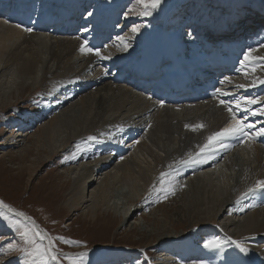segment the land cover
<instances>
[{
    "label": "bare ground",
    "instance_id": "bare-ground-1",
    "mask_svg": "<svg viewBox=\"0 0 264 264\" xmlns=\"http://www.w3.org/2000/svg\"><path fill=\"white\" fill-rule=\"evenodd\" d=\"M74 2L78 6L65 14L64 25L70 28L69 31L80 19L82 0ZM115 6V1L108 2L104 12L108 14V9ZM262 7L264 9V4ZM116 13H111L113 19L106 23L105 34H99L90 43L92 53H82L80 48L86 40L66 37L67 29L63 33L46 32L47 28L43 29L39 20L33 24L25 20L13 26L1 20L0 103L9 104L16 95H21L20 91L34 89L39 84L44 86L45 82L46 87L54 84L63 86L62 90L67 89L65 86L71 87L70 91L66 90L69 99H61L69 103V107L37 128V135L32 138L35 140L33 149L38 153V161L42 157L41 151L51 157L62 149L67 151L66 147L69 149V164L75 167L65 170L73 183L66 207L73 212L82 206L90 218H97L100 213L107 216L115 213L116 220L119 216L127 221L134 211L113 202L117 195L123 196L131 205L150 185L163 180V177H180L184 171L202 169L226 157V169L237 172L230 174L234 185L226 181L229 178L227 173L220 176L222 180L218 183L214 180L215 173L203 177L198 175L192 180L193 191H183L180 187L182 195L177 196L183 206L179 213L166 217L169 222L146 231L158 241L178 236L176 222H182L181 226L189 222L190 226H195L218 221V229L222 233L221 248L207 249L193 240L187 250L179 254L178 260L164 257L162 264H264V191L257 190L255 195L247 197L244 195L257 180H264V136L245 139L243 143L230 141L235 147L221 150L215 159L205 164L182 163L189 154L199 150L198 146L204 144L210 134L230 123L231 114L220 103L221 100L233 107L239 119L254 125L248 130L250 133L264 128L258 124V121L264 123V115L259 114V109L264 108V84L260 83L264 80V57L261 54L264 41L254 40V29L237 43L204 42L200 48L194 43L190 50L193 58L187 60L178 45L169 43V48H166L162 38L157 46L152 44V50L150 48L145 53L141 46L133 60L126 57L117 66L113 62L117 58H109L100 50L110 35V40L117 39L116 20L119 17ZM42 20L46 22L44 25L55 24L47 17ZM251 25L256 26V21ZM26 28L31 31H24ZM56 34L59 38L52 37ZM86 36H90L88 31ZM97 50L106 58L96 56ZM71 55L83 57L72 58ZM141 55L145 58L142 62L145 67L137 64L136 58ZM246 55L248 60H245ZM93 62H99V67L93 66ZM82 66L84 69L80 74L73 72ZM112 66L118 69L110 76ZM122 73H127L124 80ZM237 75H259V78L253 85L237 89L241 83ZM91 86L99 87L96 92L80 97L78 102L72 101L80 91ZM152 87V92H149ZM59 89L49 90L45 98L50 99ZM220 92L227 95L221 96ZM169 94L177 96L172 100L168 98ZM195 98L198 100L191 102ZM252 99L256 103L247 104ZM237 100L239 109H236ZM245 106L248 112L244 111ZM252 112L257 114L252 115ZM186 125L203 127L193 131ZM89 137H95V140H89ZM127 139L130 143L125 146ZM79 141L82 142V159L75 162V146ZM19 143L17 140L16 146L21 145ZM28 149L26 154L30 153ZM99 156L91 166L81 164L86 158ZM27 170L31 179L35 169L30 166ZM25 216L31 218L27 214ZM168 227L170 230L166 231ZM131 228V234L138 232V226ZM233 240L240 241L248 249L247 253L241 252ZM57 254L60 257L61 253Z\"/></svg>",
    "mask_w": 264,
    "mask_h": 264
},
{
    "label": "rangeland",
    "instance_id": "rangeland-1",
    "mask_svg": "<svg viewBox=\"0 0 264 264\" xmlns=\"http://www.w3.org/2000/svg\"><path fill=\"white\" fill-rule=\"evenodd\" d=\"M4 1L0 0V21H7V24L11 26L25 20H29L31 24L39 20L38 22L43 24L44 20L42 19L46 17L49 19L54 18L52 20L56 24V19L63 18L64 9H68L70 12L73 5L74 9L78 6L74 0ZM111 1H115L116 6L113 9L117 11L116 14L119 17L116 20L117 36H123L130 46L127 50H124L118 39L115 42L112 39L113 41H109L107 46L100 50L109 58H117L113 61L117 66L126 57L133 60L135 53L140 50L141 46L143 47L142 51L146 53L153 43V47H155L160 39L166 37L169 39V41L165 39L166 48H169V43L175 46L178 45L180 49L182 48L181 50L184 51L186 57L183 56L192 60L190 50L193 48L191 44L195 43L200 48L205 41L211 40L207 31L212 32V26L219 28L224 23H243V18L252 16L260 18L261 14L258 12L261 11L262 13L264 11L262 7L264 0H165L153 11L152 15L143 16L140 14L142 7L136 3V0H82V3L80 2L79 22L76 28L73 29V33L66 37L72 40L76 39V41L85 39L86 46L89 48L92 40H96L97 34H105L106 23L113 19V15H111L114 12L113 9H108V14L104 12V6ZM66 19V17L63 19V25ZM44 23L46 24L45 21ZM263 23L264 19L260 18L257 21V29L251 25L253 30L256 29L253 36L254 40L264 41ZM61 27V25H58V28ZM132 27H138L139 31L133 33L131 31ZM86 28L90 36L85 38ZM55 29L57 28H47L46 32L51 30L55 32ZM249 29L248 25L244 24L241 32L237 35L248 36L251 31ZM149 35L154 37L150 38ZM52 37L59 38V35H52ZM62 37L64 36L61 35ZM110 37L112 36L110 35L108 40H110ZM221 38V41L224 39L228 43L236 41L234 37H231L229 41L230 37H227V35H221ZM109 47L113 50H108ZM261 54L264 57V50L261 51ZM80 56L71 55L72 58L82 59L83 56ZM136 60L140 66H146L145 63H142L145 60L143 55L138 56ZM92 65L99 67V62H93ZM113 67L110 69L112 71L110 76H113V73L118 69ZM83 69L82 66L73 72L80 74ZM128 71L129 69L126 72L128 73ZM127 73L121 74L122 80L126 79L125 75ZM258 76L237 75V78L241 81L240 85L251 86L258 80ZM45 84L47 82L44 83V86L39 84L34 89L30 90L28 88L20 91L21 95L19 97L16 95L15 99L9 104L2 105L0 103V200L17 211L33 217L39 225V229L50 235L55 249L59 252L77 255L87 252V264H162L164 257L178 260L179 254L187 250L193 240H196L201 246L207 240L213 238L222 242V233L218 229V221L214 224L204 222L195 226H190V222L185 223L183 226H181L182 222H176L178 236L158 241L154 240L146 229L150 230L158 224L167 223L170 220H167L166 217L179 213L181 206H183V202L177 196V194L182 195L179 189L182 186L183 191H193L192 180H195L198 175L203 177V175L215 173L217 176L214 180L218 183L222 180L220 176L227 173L229 178L226 181L234 185L235 181L230 178V174L235 175L237 172L233 169H226L224 164L226 157L205 168H191L189 171H184L180 177L179 175L163 177V180L161 179L150 185L135 202L136 204L130 205L123 196L117 195L113 202H116L120 207L124 205L126 209L134 211V214L130 215L127 221L121 220L119 216L116 220L115 216L117 217V215L115 213H111L110 216L100 213L97 218H90L89 215L84 213L82 206L76 207L73 212L70 211L66 207V199L69 198L73 183L70 178H67L66 171L73 168L74 165L69 164V149L66 147L65 149L69 152L62 149V151H58L59 153L57 152L58 154L56 153L51 157L41 151L40 156L42 157H39L38 161V153L33 149L35 140L32 138L37 135V128L39 126L40 128L43 127L41 125L49 121L48 118L58 116L62 109L69 107V103L67 104L61 99H69L66 96V90L70 91L71 87L65 86L67 89L62 90L61 87L63 86L56 87V84H54L46 87ZM117 85L121 86L122 84L118 83ZM54 87L55 89H61L57 90L50 99L45 98V94L49 90H55ZM98 87L91 86L85 90H82V88H85L82 87V91L75 95V100L72 101L78 102L80 97L96 92ZM239 88L237 87V89ZM54 98H57V100H53ZM176 110H179V108H176ZM42 115L43 117L40 118ZM17 140L21 145L16 146ZM129 141L127 139L124 145L128 146ZM81 145L82 142L79 141L75 146L74 153L77 155L75 162L82 159ZM27 148L30 151L28 154L25 151ZM100 157L86 158L81 164L91 166L97 161L96 158ZM81 164L79 163V165ZM30 166L35 169L33 179L28 176L29 171L27 168ZM125 190L128 191V189ZM125 201L127 204H125ZM156 220L158 222H155ZM24 222L27 223V221ZM134 225L138 226V232L131 234L130 230ZM169 228L166 231H169ZM60 237L69 241H79L81 246L63 243L58 239ZM42 243L47 246L44 241ZM9 244H13L17 248L26 247L19 232L10 227L6 221L0 219V264H22L24 256L21 252L8 251L5 254ZM83 245H86V247ZM77 255H73V257ZM153 255L154 258L151 259ZM62 258L66 264H69V260L65 256H62ZM49 264H55V262L50 261Z\"/></svg>",
    "mask_w": 264,
    "mask_h": 264
},
{
    "label": "snow or ice",
    "instance_id": "snow-or-ice-1",
    "mask_svg": "<svg viewBox=\"0 0 264 264\" xmlns=\"http://www.w3.org/2000/svg\"><path fill=\"white\" fill-rule=\"evenodd\" d=\"M162 0H136V3L142 7L140 12L143 16L152 15L161 4ZM91 15V13H89ZM24 31L30 32L31 29H24ZM131 31L136 33L139 31L138 27H132ZM117 39L120 41L124 50L129 48V44L125 41L123 36H117ZM87 42L81 46L80 51L82 53H92L93 49L88 48ZM95 55L101 59L106 57L101 56L100 52L95 51ZM248 56H245V60H248ZM260 83L264 84V80H261ZM237 87H244L243 85H238ZM221 96H226V92H220ZM220 103L228 110L231 114L230 123L220 129L219 131L213 132L207 138L204 144L198 146L199 150L195 154H189L187 160L182 161L184 164H205L208 163L211 159H215L217 154L223 150L228 151L232 147H235V144L230 143V141H238L243 143L245 139L254 138L255 136H264V128L259 129L256 133H250V129L254 127L252 124L245 123L243 119L237 117L236 111L233 107L226 103L224 100H221ZM256 100H248L247 104H255ZM240 108V102L236 101V109ZM245 112H248L249 109L247 106L244 108ZM252 115H256L257 112H252ZM259 114L264 115V108L259 109ZM190 127L193 131H196L203 127V125H186ZM89 140H95V137H89ZM79 150V149H78ZM75 158V157H73ZM264 191V180H257L253 187H250L247 192L244 194L245 197L248 195H255L256 191ZM22 218V219H18ZM0 219H3L12 227L15 231L19 232L21 239L24 241L26 247L17 248L13 244H9L5 254L8 251H19L23 254L24 260L22 264H49L50 261L55 262V264H60V257L55 253V245L52 242V238L48 237L46 233H43L42 230L38 229L34 221L30 217L25 216L23 212L17 211L12 208L4 201L0 200ZM24 221H27L25 223ZM39 238V240H37ZM47 239L48 245L45 246L42 242ZM63 243L66 244H75L81 246L79 241H69L60 237ZM237 248L243 253H247L248 249L240 241H232ZM86 247V245H83ZM204 248L207 249H219L221 248V242L218 239H209L204 243ZM87 252L79 253L77 256H68L65 254V258L69 260V264H87Z\"/></svg>",
    "mask_w": 264,
    "mask_h": 264
},
{
    "label": "water",
    "instance_id": "water-1",
    "mask_svg": "<svg viewBox=\"0 0 264 264\" xmlns=\"http://www.w3.org/2000/svg\"><path fill=\"white\" fill-rule=\"evenodd\" d=\"M36 225V224H35ZM38 228V227H37ZM46 240V242L48 243V240L47 239H45ZM61 264V263H60Z\"/></svg>",
    "mask_w": 264,
    "mask_h": 264
},
{
    "label": "trees",
    "instance_id": "trees-1",
    "mask_svg": "<svg viewBox=\"0 0 264 264\" xmlns=\"http://www.w3.org/2000/svg\"><path fill=\"white\" fill-rule=\"evenodd\" d=\"M163 1V0H162Z\"/></svg>",
    "mask_w": 264,
    "mask_h": 264
}]
</instances>
